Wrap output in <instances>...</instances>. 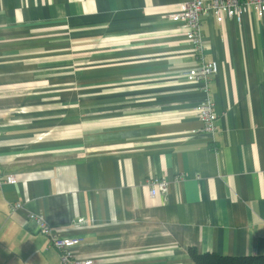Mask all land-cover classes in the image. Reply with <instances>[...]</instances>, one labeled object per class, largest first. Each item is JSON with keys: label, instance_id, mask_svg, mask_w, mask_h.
Wrapping results in <instances>:
<instances>
[{"label": "crops", "instance_id": "crops-1", "mask_svg": "<svg viewBox=\"0 0 264 264\" xmlns=\"http://www.w3.org/2000/svg\"><path fill=\"white\" fill-rule=\"evenodd\" d=\"M187 1L0 0V264H61L30 213L92 264L264 253V17L203 14L201 59L168 18Z\"/></svg>", "mask_w": 264, "mask_h": 264}, {"label": "built area", "instance_id": "built-area-1", "mask_svg": "<svg viewBox=\"0 0 264 264\" xmlns=\"http://www.w3.org/2000/svg\"><path fill=\"white\" fill-rule=\"evenodd\" d=\"M252 6L258 17H264V0H188L181 5L180 9L170 15L168 18L172 21H178L186 29L187 39L192 46L194 53L202 59L204 52V39L202 36L203 14L213 15L218 22H222L227 18H235L237 21L241 19L244 11ZM218 65L216 61H204L198 65L183 69L182 75L189 81L197 83L199 89L203 92V98L195 107L197 117L202 123V131L213 134L216 130L215 119L216 112L214 103L210 96L209 83L212 76L217 72ZM182 174H179L178 178ZM16 178L12 174L5 177L0 170V186L3 183L13 184ZM146 185L150 196H155L157 192L166 190L167 182L164 178L152 176ZM21 207V204L14 203L12 209ZM36 226L35 229L49 237L50 243L57 249L61 264H92V259L82 258L73 253V246L76 244V238L64 237L58 235L50 226L47 225L43 216L38 213L28 214Z\"/></svg>", "mask_w": 264, "mask_h": 264}, {"label": "trees", "instance_id": "trees-1", "mask_svg": "<svg viewBox=\"0 0 264 264\" xmlns=\"http://www.w3.org/2000/svg\"><path fill=\"white\" fill-rule=\"evenodd\" d=\"M188 253L196 264H264V253L260 255L230 256L216 252H199L190 246Z\"/></svg>", "mask_w": 264, "mask_h": 264}]
</instances>
